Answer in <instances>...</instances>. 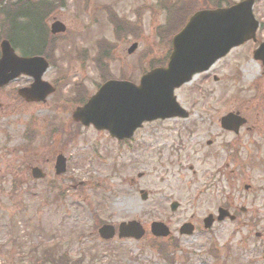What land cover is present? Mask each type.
Wrapping results in <instances>:
<instances>
[{
    "label": "rangeland",
    "instance_id": "obj_1",
    "mask_svg": "<svg viewBox=\"0 0 264 264\" xmlns=\"http://www.w3.org/2000/svg\"><path fill=\"white\" fill-rule=\"evenodd\" d=\"M17 1L25 3L19 8ZM38 1L55 6L49 13L38 10L43 37L31 39L51 64L43 78L67 84L36 106L15 98L16 89L30 83L27 76L0 88V264H264V72L252 57L264 39V0H256L253 9L259 21L255 40L232 48L175 90L188 115L144 122L123 142L75 125L74 98H62L73 81L83 80L92 94L100 77L138 83L155 62L166 61L171 36L166 38L170 30L159 0H0V42L12 26L26 38L31 31L21 26L26 23L20 24V14ZM235 1L181 0L191 9ZM54 20L65 32L49 33ZM99 40L102 49L112 47L101 63ZM133 42L138 45L128 53ZM229 111H239L249 129L238 135L222 130L219 118ZM57 126L70 132L73 142L64 144L66 134L52 131ZM26 131L31 137L24 140ZM18 149L32 159L25 164ZM58 153L66 157V171L55 175ZM31 165L46 177L32 179ZM53 178L56 191L46 188ZM14 179L25 183L11 190ZM140 189L147 192L145 200ZM10 194L23 195L20 203L11 204L16 196ZM171 201L179 203L174 212ZM231 201L229 212L237 218L204 229L202 219ZM18 210H25L22 218L16 217ZM190 218L196 229L180 236L179 225ZM132 219L144 227L139 240L99 238V224L116 227ZM153 220L168 224L176 247L168 238L153 239Z\"/></svg>",
    "mask_w": 264,
    "mask_h": 264
},
{
    "label": "water",
    "instance_id": "obj_2",
    "mask_svg": "<svg viewBox=\"0 0 264 264\" xmlns=\"http://www.w3.org/2000/svg\"><path fill=\"white\" fill-rule=\"evenodd\" d=\"M253 0H243L229 7L203 9L193 13L185 25L171 38V52L167 64L145 72L136 85L126 80H109L103 83L97 92L86 103L72 112V120L84 126L93 125L96 129H105L116 139L129 138L134 130L145 121L185 117L186 111L176 102L174 89L190 80L193 74L205 71L230 48L252 38L257 27L251 11ZM59 21L50 25L52 33L64 31ZM136 47L133 43L128 53ZM264 70V42L253 52ZM48 68L42 56H18L7 40L0 43V86L20 74L30 76L33 81L28 87L17 92L26 101H44L53 92V87L41 79ZM244 119L234 113H227L220 119L225 129L238 130ZM65 169V158L58 155L55 161V172ZM32 175L42 177L38 167H33ZM141 198H146L142 193ZM177 203L170 205L175 210ZM218 220L229 216L222 208L218 209ZM212 216L204 219L209 227ZM192 226L183 224L181 233H191ZM150 231L155 236H166L168 228L161 222H152ZM101 238L109 239L114 235V227L104 224L98 229ZM143 229L136 221L121 222L118 225V237L140 238Z\"/></svg>",
    "mask_w": 264,
    "mask_h": 264
},
{
    "label": "trees",
    "instance_id": "obj_3",
    "mask_svg": "<svg viewBox=\"0 0 264 264\" xmlns=\"http://www.w3.org/2000/svg\"><path fill=\"white\" fill-rule=\"evenodd\" d=\"M23 3H25V2L17 1V2H14L13 4L16 5V7L20 8V6ZM26 5H27V7H24V9H25L24 12L20 14L21 17L24 18L23 21H20V24H21V22H25L26 24H22L21 26L25 29V31L30 30L31 32H27L26 38H25V37H22L23 35H20L18 32H16V30H15L16 27L14 28V26H12V27L8 28V31L5 34V36H6V38H8L10 40L12 46H14L16 49H18V51L21 52V54H23V55H33V54L45 55V53H43L40 50H38L39 48H37L36 46H34L31 43V39L33 38L34 35L36 37H38V38H41V39L43 37V31L41 30V27H40L41 21H39V18L37 17L38 16V10H42L43 9L42 11H48V13H49L50 12L49 10H50L51 7L47 6L46 4H44L43 2H40V1L35 2L34 4L31 3L30 5H28V4H26ZM173 5H175V3H173L170 6H173ZM28 6H30V7H28ZM166 9H167L168 17H170L169 19H166V24H168V29L167 30H170V32H165L166 33V38H168L172 33H174L172 31L176 30L180 25H182V23L184 22L185 17L193 9H191L189 7V5L184 4V3H182L180 6H174L171 9L166 7ZM31 13H34L35 18L34 17L33 18L35 19L36 23L33 20L31 21V18H30L31 15H32ZM0 15H2L1 10H0ZM31 24H33L35 26L34 31H33V28L30 26ZM165 33L164 32H162V33L160 32L158 34V36L160 38L161 37L165 38ZM101 43L102 42L100 40L97 43V45H98L97 47L100 48L99 51H101V53L98 52V55L96 56V58H97L96 62L97 63H101V61L103 59L110 58V56H111L110 53H111L112 47L109 46V47H105V48L102 49L100 47ZM159 64H161V61H157V62L154 63V65H159ZM76 87H77V85L75 86V91H76ZM57 130L59 131V130H61V128L58 127ZM55 131H56V129H55ZM67 140H69V141L72 140L71 136L69 134H68ZM24 156H26V158H29V159L31 157V155H26V154ZM11 190H15L14 186L12 187ZM10 196H11L10 197L11 199L16 196V202H17V195L10 194ZM11 204H13L12 201H11ZM6 224H7V222H6ZM172 246H174V245H172Z\"/></svg>",
    "mask_w": 264,
    "mask_h": 264
},
{
    "label": "flooded vegetation",
    "instance_id": "obj_4",
    "mask_svg": "<svg viewBox=\"0 0 264 264\" xmlns=\"http://www.w3.org/2000/svg\"><path fill=\"white\" fill-rule=\"evenodd\" d=\"M255 6H256V3L254 2L253 8H254ZM235 112L238 113L239 115H241L239 111H235ZM245 120H246V119H245ZM242 128L249 129V126H248V120H246V123L243 125ZM242 128H240V131H241ZM240 131H239V132H240ZM226 132H227V131H226ZM229 133H231V132H229ZM231 134H233V133H231ZM238 134H240V133H238ZM238 134H237V135H238ZM247 187H249V186L247 185ZM233 204H234V202L231 201V203L228 204V209H230V208H234ZM240 210L244 212V209H241V208H240ZM189 221H190L195 227L197 226L196 221L192 220V218H190ZM251 222H252V221H251ZM247 224H249V221H245L244 225H247ZM195 227H194V228H195Z\"/></svg>",
    "mask_w": 264,
    "mask_h": 264
}]
</instances>
